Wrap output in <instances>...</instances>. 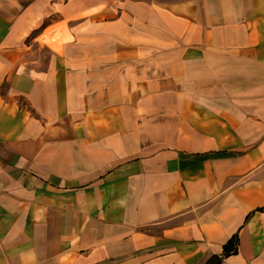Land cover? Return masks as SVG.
<instances>
[{
	"label": "crops",
	"instance_id": "0c3cea01",
	"mask_svg": "<svg viewBox=\"0 0 264 264\" xmlns=\"http://www.w3.org/2000/svg\"><path fill=\"white\" fill-rule=\"evenodd\" d=\"M0 264H264V0H0Z\"/></svg>",
	"mask_w": 264,
	"mask_h": 264
},
{
	"label": "trees",
	"instance_id": "16d2710c",
	"mask_svg": "<svg viewBox=\"0 0 264 264\" xmlns=\"http://www.w3.org/2000/svg\"><path fill=\"white\" fill-rule=\"evenodd\" d=\"M237 248L236 236L232 235L223 245V254L234 252Z\"/></svg>",
	"mask_w": 264,
	"mask_h": 264
}]
</instances>
